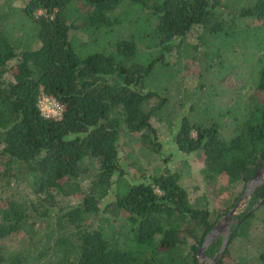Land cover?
Instances as JSON below:
<instances>
[{
    "label": "trees",
    "instance_id": "1",
    "mask_svg": "<svg viewBox=\"0 0 264 264\" xmlns=\"http://www.w3.org/2000/svg\"><path fill=\"white\" fill-rule=\"evenodd\" d=\"M12 2L0 1V264H201L206 236L235 204L214 213L204 192L192 198L179 168L128 178L121 141L129 137L144 154H159L154 121L167 114L168 100L146 79L158 62L166 63L177 39L199 27L205 34L191 46L192 57L203 51L206 66H221L229 50L215 41L250 29L240 25L243 19L264 26V0H24L21 11ZM17 12L29 34H17ZM120 25L130 26L129 33L111 51L81 53L74 45L73 32H112ZM255 34L259 69L248 102L218 108L210 122H171L177 149L197 153L207 182L234 193L235 203L264 165V30ZM142 49L155 50L156 58ZM43 95L63 105L62 117L42 113ZM229 115L234 134L227 137L222 127L231 123L220 119ZM2 183L6 189L26 184L29 191L5 196ZM114 184L115 196L105 203ZM65 198L77 202L62 204ZM263 198L264 182L235 216L217 264L244 262L230 248L237 239L252 240L258 216L249 211ZM22 233L28 247L5 252L1 242ZM224 239L207 247L210 258ZM256 264H264V242Z\"/></svg>",
    "mask_w": 264,
    "mask_h": 264
},
{
    "label": "rangeland",
    "instance_id": "2",
    "mask_svg": "<svg viewBox=\"0 0 264 264\" xmlns=\"http://www.w3.org/2000/svg\"><path fill=\"white\" fill-rule=\"evenodd\" d=\"M10 1H13L12 4L19 7L21 11L20 7L23 6L24 0ZM237 1L241 4L256 2V0ZM124 9L125 6L121 5L117 8V12H122ZM131 12H141V10L133 9ZM21 14L22 12H17L14 18L15 20H20L16 32L21 35L24 32L29 34L30 28L26 25L25 27L21 25ZM244 24L250 25V29L240 27L232 36L224 35L221 36V39L219 38L215 41L217 47H220L222 40L225 45L223 48L229 50L224 55V58L222 57V61L217 60L221 61V66H211L213 64L206 66L205 63L208 62L204 57L203 51L192 57L191 46L199 43L200 37L204 36L205 30L203 27L195 29L185 39H177L174 50L166 55V63L161 61L157 63L156 71L146 79V82L149 85L148 87L154 88L161 96L168 100L167 104L169 108L165 112L167 113L165 115L166 119L163 116L156 118L154 121L160 131L161 151L159 154H144L142 146L135 142L134 139L124 137L121 141L120 160L127 172L128 178L138 181L143 173L150 176L151 174L159 173L166 167L171 170L179 168L183 174L182 183L191 192L192 198L195 199L198 192H204L207 197V206L214 213L220 212L228 206L232 207V203L236 204L242 197L235 203L234 199L236 195L234 193L228 196L220 184L219 186H215L213 183L207 182L203 174L204 163L197 153L185 154L177 149L173 140L171 122L174 120V124L175 121L179 123L185 117H188L193 122L197 120H209L210 122L211 119L213 120V117H217L216 111L218 108L232 109L238 99L244 103L248 102L254 93L253 85L258 78L259 69L257 48L261 47L259 44L261 43V36L256 35L255 32H262L264 26L252 18L243 19L240 25L243 26ZM129 27L120 25L112 32L106 29H100L95 33L73 32L74 36H76L74 37V45L81 53L94 51L108 52L113 49L114 43L118 38L129 33ZM27 34H24L25 38H28L29 35ZM246 34L248 35L246 36ZM206 39L210 41L211 35L207 33ZM39 45L40 42L34 41L35 47ZM140 53L145 56L153 54L152 59L157 56L153 49H142ZM140 59L142 60L141 56ZM145 62H148V60ZM230 65H234V68L230 69ZM259 96L264 101V92H259ZM43 97H41L43 101L42 105L46 106L47 102ZM220 120L222 122L229 120L231 124L223 125L222 132L227 137L232 136L234 133L232 132L233 123L231 116H223ZM84 185H87V182ZM115 187L116 184L113 185V191H111L110 195L104 199L105 203L114 198ZM1 190L5 196L13 194L15 190L29 191L26 188V184L18 187L16 183L7 189L5 188V184L2 183ZM69 202L75 203L77 200L72 198L70 201L65 198L62 204H68ZM247 206L248 202L238 208L236 211L237 215L243 212ZM256 216H258V219L253 220L252 240L250 238L248 243L242 239H237L230 248L232 257L239 261L243 260L242 264H256L260 246L264 242V204H261L257 208ZM1 243L5 252H15L28 247V241L24 233L5 238Z\"/></svg>",
    "mask_w": 264,
    "mask_h": 264
},
{
    "label": "water",
    "instance_id": "3",
    "mask_svg": "<svg viewBox=\"0 0 264 264\" xmlns=\"http://www.w3.org/2000/svg\"><path fill=\"white\" fill-rule=\"evenodd\" d=\"M264 182V165L258 170L256 175L252 178V180L247 184L246 190L242 197L238 200V202L233 206L227 215H225L221 220L217 222L214 228L210 231V233L206 236V239L199 249L198 257L201 260V264H217L220 256L224 252V250L228 246L229 237L231 234V226L233 223L232 217L237 215L236 211L238 208L242 207L249 201L251 194ZM264 203V198L261 199L255 206L249 211L257 209L261 204ZM240 219L238 220V222ZM220 235H224L225 239L222 245L221 250L215 256V258H210L207 253V247Z\"/></svg>",
    "mask_w": 264,
    "mask_h": 264
},
{
    "label": "built area",
    "instance_id": "4",
    "mask_svg": "<svg viewBox=\"0 0 264 264\" xmlns=\"http://www.w3.org/2000/svg\"><path fill=\"white\" fill-rule=\"evenodd\" d=\"M44 100L47 102L46 106L42 105V100L40 99L39 106L42 110V113L46 117L50 118H60L63 114V105L59 103L57 100L48 97L46 95H43Z\"/></svg>",
    "mask_w": 264,
    "mask_h": 264
},
{
    "label": "flooded vegetation",
    "instance_id": "5",
    "mask_svg": "<svg viewBox=\"0 0 264 264\" xmlns=\"http://www.w3.org/2000/svg\"><path fill=\"white\" fill-rule=\"evenodd\" d=\"M235 218H234V216H233V218H232V220H234Z\"/></svg>",
    "mask_w": 264,
    "mask_h": 264
}]
</instances>
